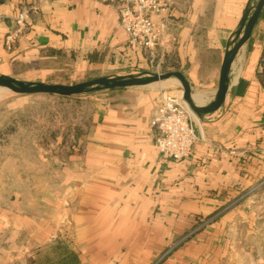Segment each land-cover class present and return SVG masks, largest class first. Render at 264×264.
<instances>
[{
    "label": "crops",
    "instance_id": "0c3cea01",
    "mask_svg": "<svg viewBox=\"0 0 264 264\" xmlns=\"http://www.w3.org/2000/svg\"><path fill=\"white\" fill-rule=\"evenodd\" d=\"M168 1V35L151 59L131 50L116 5L0 0V75L74 85L161 69L181 73L194 104L206 108L250 0ZM23 7L35 10L9 50L5 38ZM235 62L238 81L222 106L204 119L196 115L191 156L167 165L151 128L160 100L152 86L159 82L82 97L93 108L92 126L76 139L65 167L52 169L44 189L50 197L8 198L0 184V264H156L173 241L212 215L163 264H187L185 255L209 244L216 249L213 262H223L226 239L251 222L252 208L264 222V8ZM35 187L43 191L42 184Z\"/></svg>",
    "mask_w": 264,
    "mask_h": 264
},
{
    "label": "rangeland",
    "instance_id": "374dc122",
    "mask_svg": "<svg viewBox=\"0 0 264 264\" xmlns=\"http://www.w3.org/2000/svg\"><path fill=\"white\" fill-rule=\"evenodd\" d=\"M257 1L254 0V5ZM163 72L161 69L158 71L160 74ZM152 87H158L156 92L160 97L163 94L183 97L181 87L172 80ZM10 95L14 94L0 91V184H6L8 198L22 195L33 201L41 193L50 197V180L54 178L51 171L65 167L67 155L75 147L76 139L92 126L93 108L83 100L84 96L30 95L28 101L17 102L14 100L17 96ZM47 183L49 187L45 185ZM40 184L42 187L39 189L43 191L36 190L35 186ZM44 189H48L47 192ZM36 210L26 208L30 213ZM213 217L200 221L185 238L173 241L172 247L156 264H163L178 250L184 251V244L190 241L189 238L196 232L204 231L214 220ZM260 217V211L252 208L248 217L251 222L233 228L230 239H226L228 253L222 257L220 264H264V222L256 220ZM222 248L225 249V246ZM213 249L214 246L209 244L205 251L184 257L187 264H216L213 262L216 249Z\"/></svg>",
    "mask_w": 264,
    "mask_h": 264
},
{
    "label": "built area",
    "instance_id": "2783aa9c",
    "mask_svg": "<svg viewBox=\"0 0 264 264\" xmlns=\"http://www.w3.org/2000/svg\"><path fill=\"white\" fill-rule=\"evenodd\" d=\"M118 7L121 27L128 36L132 51H145L156 58L157 50L168 35V0H98ZM34 8L23 7L15 18V29L5 38L9 50L24 33ZM195 113L183 97L163 94L154 111L151 128L155 146L164 164L188 159L198 140L195 130ZM259 154L264 157V150Z\"/></svg>",
    "mask_w": 264,
    "mask_h": 264
},
{
    "label": "water",
    "instance_id": "95a60500",
    "mask_svg": "<svg viewBox=\"0 0 264 264\" xmlns=\"http://www.w3.org/2000/svg\"><path fill=\"white\" fill-rule=\"evenodd\" d=\"M264 8V0H250L242 21L234 33L226 50L221 66L219 87L214 101L206 108L197 107L191 97L186 79L179 72L170 73H140L115 78H99L76 85H50L19 81L11 77L0 75V91L14 95H54L61 97H76L99 93L112 89H125L147 86L150 84L172 80L179 84L183 91V98L191 110L204 119L215 113L226 99V94L231 81L233 64L244 45L250 40L254 27ZM252 14L250 15V12Z\"/></svg>",
    "mask_w": 264,
    "mask_h": 264
},
{
    "label": "bare ground",
    "instance_id": "6f19581e",
    "mask_svg": "<svg viewBox=\"0 0 264 264\" xmlns=\"http://www.w3.org/2000/svg\"><path fill=\"white\" fill-rule=\"evenodd\" d=\"M244 51V50H243ZM236 61V60H235ZM238 76H239V70L237 67V63L234 62L233 67H232V71H231V81H230V87H233L237 81H238ZM196 100H198V98L196 97Z\"/></svg>",
    "mask_w": 264,
    "mask_h": 264
}]
</instances>
